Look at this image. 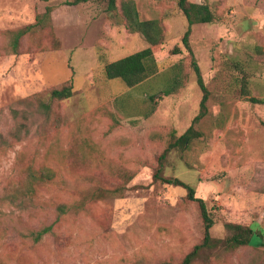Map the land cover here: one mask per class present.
Here are the masks:
<instances>
[{
  "label": "rangeland",
  "instance_id": "obj_1",
  "mask_svg": "<svg viewBox=\"0 0 264 264\" xmlns=\"http://www.w3.org/2000/svg\"><path fill=\"white\" fill-rule=\"evenodd\" d=\"M72 1L0 0V264L177 262L203 236L199 207L153 173L202 95L181 41L182 13L174 0H134L140 19L162 20L164 39L154 49L157 72L128 87L107 79L103 66L146 41L104 1ZM205 1L215 18L193 25L188 43L206 110L187 146L167 151L163 175L204 200L212 237L227 234L225 222L260 230V246L219 258L217 248L209 264H264V0ZM43 14L12 52L9 31ZM68 82L70 97L49 98ZM45 167L52 181L35 183L30 199L16 192L27 171ZM97 184L117 191L92 200ZM83 195L84 209L57 217V203ZM43 225L50 231L34 242L29 231Z\"/></svg>",
  "mask_w": 264,
  "mask_h": 264
},
{
  "label": "trees",
  "instance_id": "obj_2",
  "mask_svg": "<svg viewBox=\"0 0 264 264\" xmlns=\"http://www.w3.org/2000/svg\"><path fill=\"white\" fill-rule=\"evenodd\" d=\"M80 1L85 2L89 0H73L71 4H75ZM102 1L105 2L106 10L108 12L116 14L120 13L122 15L123 19L126 21V29L129 32H139L147 43L146 47L126 56L115 59L103 66V73L107 79L119 78L126 86L132 87L157 72L154 49L158 45H160L164 39L162 20L155 18L146 20L140 19L138 9L134 0H120L119 6L116 4L117 0ZM174 1L178 9L181 11L183 20L186 24V28L182 35L181 41L191 57V66L196 77L197 85L200 88L202 95L199 100V111L193 117L191 124L174 141L168 142L165 149L161 152L158 159V166L153 173V178L160 180L162 183L172 184L184 188L186 190L187 198L197 202L202 219L203 236L190 248L189 251H187L181 257L179 261H162L161 264H209L210 258L212 257L211 253L217 248H220V251L216 252L214 254V257L219 258L220 256L232 254L240 246H252L255 248L260 246L261 240L259 234L261 233L258 228L257 230H254L251 225L236 222H225L224 227L227 230V234L223 238L212 237L210 234V229L214 225V220L209 214L204 200L194 195V188L190 184L183 182L177 177H166L163 175V160L165 159L167 151L175 146H187L195 133L193 124L196 123L205 114L208 90L202 80L199 66L189 46L188 36L192 30L193 25L197 23H209L212 22L215 18L213 12L209 7V4L205 0L204 2H194L191 0ZM44 16L45 14H43L42 16H37L34 24H28L15 30L9 31V33L11 34L10 50L12 52L17 53L18 40L21 36L28 33L35 24L42 25L41 18ZM174 49L177 50L176 48ZM59 86L60 87L51 88L47 92V95L50 99L61 100L71 96V82L61 84ZM175 87L176 81L174 80V83L169 88H166L163 94H169ZM6 142L7 140L2 136V133L0 132V151L6 147ZM54 175L55 173L52 172L49 167L42 168V170L40 171L29 170L25 174V182L17 186L15 190L17 193H23L24 191L28 192V198L30 199L33 192L35 191V183H48L49 181H52ZM22 188H24L23 192ZM115 191H117V186L109 189L105 186L97 184L94 187L93 192L90 194V199L98 200L104 197L102 194L106 193L108 195H111ZM11 197L12 199H15L16 196L12 194ZM19 202H22L20 198ZM72 206L84 209V195L81 196L77 201L71 202L68 206L63 202L57 203L55 208L57 217L68 213L73 209ZM49 231L50 226L43 225L38 229H31L29 231V235L32 237L34 242H37L42 238L44 234ZM254 236H257L259 238V241H257L256 243H252V238ZM251 264L260 263L259 261H256Z\"/></svg>",
  "mask_w": 264,
  "mask_h": 264
},
{
  "label": "crops",
  "instance_id": "obj_3",
  "mask_svg": "<svg viewBox=\"0 0 264 264\" xmlns=\"http://www.w3.org/2000/svg\"><path fill=\"white\" fill-rule=\"evenodd\" d=\"M194 2H197V1H194Z\"/></svg>",
  "mask_w": 264,
  "mask_h": 264
}]
</instances>
